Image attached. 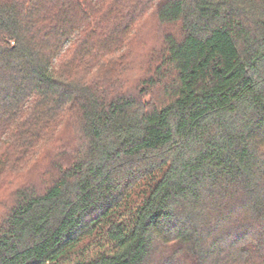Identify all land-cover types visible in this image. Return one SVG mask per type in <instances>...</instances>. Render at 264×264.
<instances>
[{
  "label": "trees",
  "instance_id": "obj_1",
  "mask_svg": "<svg viewBox=\"0 0 264 264\" xmlns=\"http://www.w3.org/2000/svg\"><path fill=\"white\" fill-rule=\"evenodd\" d=\"M67 132L0 264H264V0H0V181Z\"/></svg>",
  "mask_w": 264,
  "mask_h": 264
},
{
  "label": "rangeland",
  "instance_id": "obj_2",
  "mask_svg": "<svg viewBox=\"0 0 264 264\" xmlns=\"http://www.w3.org/2000/svg\"><path fill=\"white\" fill-rule=\"evenodd\" d=\"M175 30V26L159 24L153 15L145 17L131 45L129 59V66L131 67L126 74L129 84L132 85L139 76L154 66V62L163 49V36ZM70 135L67 132L65 136L61 135L56 140L54 138L55 141L50 143L48 149L43 150L36 160L21 166L17 172L14 171L5 175V178L0 181V219L9 208L11 194L16 187L25 183L42 184L47 178L43 174V170L48 167L50 160L60 163L67 160L68 146L74 142ZM63 146H67L68 149L63 148Z\"/></svg>",
  "mask_w": 264,
  "mask_h": 264
}]
</instances>
